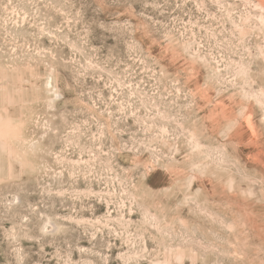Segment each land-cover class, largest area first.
<instances>
[{"label": "rangeland", "instance_id": "1", "mask_svg": "<svg viewBox=\"0 0 264 264\" xmlns=\"http://www.w3.org/2000/svg\"><path fill=\"white\" fill-rule=\"evenodd\" d=\"M0 264H264V0H0Z\"/></svg>", "mask_w": 264, "mask_h": 264}]
</instances>
